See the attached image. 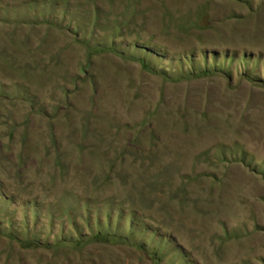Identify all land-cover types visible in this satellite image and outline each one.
Masks as SVG:
<instances>
[{"label": "rangeland", "instance_id": "374dc122", "mask_svg": "<svg viewBox=\"0 0 264 264\" xmlns=\"http://www.w3.org/2000/svg\"><path fill=\"white\" fill-rule=\"evenodd\" d=\"M0 264H264V0H0Z\"/></svg>", "mask_w": 264, "mask_h": 264}, {"label": "trees", "instance_id": "16d2710c", "mask_svg": "<svg viewBox=\"0 0 264 264\" xmlns=\"http://www.w3.org/2000/svg\"><path fill=\"white\" fill-rule=\"evenodd\" d=\"M145 65V64H144ZM147 68V66H145Z\"/></svg>", "mask_w": 264, "mask_h": 264}]
</instances>
